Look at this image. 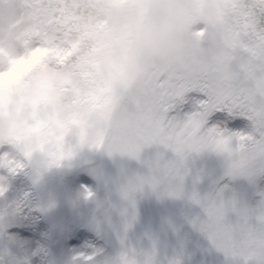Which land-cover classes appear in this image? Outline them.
<instances>
[{"label":"rangeland","instance_id":"1","mask_svg":"<svg viewBox=\"0 0 264 264\" xmlns=\"http://www.w3.org/2000/svg\"><path fill=\"white\" fill-rule=\"evenodd\" d=\"M25 1L0 0V264H264V0H95L51 49Z\"/></svg>","mask_w":264,"mask_h":264},{"label":"trees","instance_id":"2","mask_svg":"<svg viewBox=\"0 0 264 264\" xmlns=\"http://www.w3.org/2000/svg\"><path fill=\"white\" fill-rule=\"evenodd\" d=\"M95 0H26L25 6L32 10L39 24L34 35L43 49L69 42L72 38L82 37V26L96 12ZM241 13L249 20L260 17L264 24V1L245 5ZM250 16V17H248ZM49 35V36H47ZM52 38V39H50ZM67 56L64 57V60Z\"/></svg>","mask_w":264,"mask_h":264}]
</instances>
